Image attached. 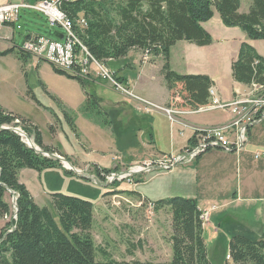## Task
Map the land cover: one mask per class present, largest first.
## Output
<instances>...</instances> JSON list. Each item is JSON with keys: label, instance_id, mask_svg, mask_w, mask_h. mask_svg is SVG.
<instances>
[{"label": "rangeland", "instance_id": "obj_1", "mask_svg": "<svg viewBox=\"0 0 264 264\" xmlns=\"http://www.w3.org/2000/svg\"><path fill=\"white\" fill-rule=\"evenodd\" d=\"M250 5L251 0H241L240 10L247 11ZM215 13L216 16H212L209 22L208 20L205 21L206 25L213 29L216 36L213 41L206 44L207 46L188 43V47L182 45L187 40L179 42L174 47L170 61L173 68L180 70V72L191 70L215 74L219 79L218 86L228 92L236 82L231 74V65L233 58L237 56L241 40L256 44L259 52L264 55V38H252L242 27L226 25L222 21L220 13L217 10ZM19 19L15 28V36L10 42L15 49L6 54L0 53V106L30 118L39 126L47 142L55 143L61 150L77 153L80 160L79 164L75 162L76 157L71 156V165L62 163V165L45 167L40 171L23 167L20 169L21 171L26 169L32 172L22 171L21 177L29 184L31 190L40 200L39 202L50 206L55 214L56 209L50 196L52 191L78 195L93 202L94 223L92 233L98 246V258L103 257L101 248H105L115 258L121 260H170L173 255L172 212L168 205L157 207L155 201L177 195L195 198L196 194L202 191V187L200 182L196 180L198 173L193 162L211 148H208L192 161L178 163L172 169L154 167L150 170H144L147 168L145 167L142 170L137 168L138 170H133L129 175L120 176L124 171L128 173L131 165L144 164L146 161L143 154L147 149L141 142L146 138V135H143V130L149 132L151 122L154 125L153 131H155L153 137L158 145L166 150L170 143L168 131L171 122L180 124L183 131L187 127L185 125L184 127L183 123L193 128L200 126L186 121L184 118L186 114L201 112L196 116L204 117L211 115L210 111L213 109H224L231 113V118L222 123L208 125L212 128H224L227 126L226 124H229V121H232L233 107L217 105L211 109L202 110L199 108L187 112L181 117L179 115L186 110H180L182 112L179 113L177 112L179 109L170 107L173 112L169 119L168 114L161 110L159 104L150 106L139 101L135 96L143 95L136 92L132 87L130 88L133 91L118 87L107 78L95 76L93 67H91V74L87 76L88 81L82 82L79 78L68 75L74 72L68 74L58 72L56 67L47 59H38L29 53L28 59L24 60L21 56V47L27 34H44L53 38L60 27L58 25L52 26L46 14L33 9H22ZM8 47H10L8 42L0 43V50ZM140 54H143L141 49H132L127 55L109 60L105 64L111 70L115 72L118 70L134 79L136 78L135 75L139 73L138 63L141 61L138 57L141 56ZM161 59H158L156 64L149 63L151 68L157 71L159 77H161V73L158 71L162 62ZM134 62H136V66ZM144 75L140 81L143 79L149 81ZM159 80L149 81L151 88L148 87L147 90L156 97L162 96L164 93L162 83H158ZM124 83L128 84L126 81ZM240 83H242L243 88H248L246 83ZM253 87L255 84L251 83L246 92ZM87 93H95L112 101H118L121 98L131 99L134 102L132 107L136 114H139V117L128 121L124 116H121L122 114L118 116L117 109L110 106L107 115L106 113L92 114V112L91 114L96 116L95 119L98 120L97 116L100 119L98 122L94 121L86 113L90 108L85 110L83 106ZM252 93L258 95L262 91H253ZM53 115L56 118L54 122ZM108 116L112 118L110 124L106 121ZM74 122L82 130L79 138L74 131ZM18 126L23 128L20 122ZM140 126H142L141 129H139ZM236 128V125H232L225 130H235ZM30 136L33 138V135ZM147 136L149 137L148 133ZM246 136L247 139L239 151L236 149L228 150L222 146L213 147L217 148V150H213V158L218 161L228 158L224 157L218 148L226 152H239L238 155H229L230 158L228 159L231 160L230 164L236 171L240 155L241 171H237L235 174H241L242 180L241 191L237 189L235 184L234 188L229 189L230 194L227 196V199H231L232 191L236 189L235 193L241 198H237L235 202L226 205L225 212L215 214V211H218L220 207L211 211V220L215 223L213 225L217 226L219 223H223L219 232H217L219 227L212 228V225L207 227L210 209L208 211L207 221L204 222V235L211 264H226L227 260L231 264H235L231 258L226 257L227 253L229 254L231 235L244 233L258 237L260 236L258 229L253 232V230L244 228L248 224L255 228L260 224L264 225V214L261 212V207L264 208V149L259 147V145H264V118L252 124L251 135L247 133ZM99 138L104 139L102 144L99 143ZM250 138L254 143L253 145L247 144ZM112 145H114V150L118 151L117 153L113 152ZM93 146L95 147L93 148ZM62 155L64 156V154ZM67 159L69 160V158ZM157 161L151 162L157 165L155 164ZM96 167L100 172L97 171ZM65 168L72 170V172H67ZM107 168L111 171H107ZM101 170L104 171L103 174ZM42 189H44L43 192ZM40 194L43 198L39 197ZM240 194L242 195L240 196ZM5 198L11 206V211L7 215L0 216V232L4 227L13 228L11 222L16 215L15 192L7 189ZM225 214L229 218L222 221V215ZM232 229L237 231L232 233Z\"/></svg>", "mask_w": 264, "mask_h": 264}, {"label": "trees", "instance_id": "obj_2", "mask_svg": "<svg viewBox=\"0 0 264 264\" xmlns=\"http://www.w3.org/2000/svg\"><path fill=\"white\" fill-rule=\"evenodd\" d=\"M240 6L241 0H74L66 2L62 8L72 20L82 44L104 63L125 56L132 49H141L150 57L162 56V71L171 95L169 107L193 111L211 102L209 88L213 79L207 73H181L172 68V46L182 39L199 45L211 43L213 36L202 23L216 10L226 25L240 26L252 38H264V0H251L247 11L240 10ZM81 16L86 24L77 23ZM14 49L12 46L0 53ZM21 54L24 60L30 56L22 48ZM231 66L234 80L264 87V55L252 43L241 42ZM116 74L125 82L118 70ZM68 75L88 81L79 73ZM89 94L88 114L107 115L96 94ZM19 122L44 150L62 153L57 147L44 143L39 126L30 118L0 106V127L18 126ZM195 141L193 136L192 143ZM56 165L62 162L37 152L14 129L0 128V216L11 211L5 198L8 188L15 191L18 205L17 217L11 222L13 228L4 227L0 232V264H211L202 209L196 198L182 195L155 201L157 207L168 205L172 212L173 255L170 260H121L105 248H101L103 257L98 258V246L92 233L93 202L78 195L52 191L55 214L47 204L38 203L27 184L20 180L19 171L23 167L40 171ZM261 228L258 237L244 233L231 235L229 258L235 264H264L263 224ZM226 264L231 263L227 260Z\"/></svg>", "mask_w": 264, "mask_h": 264}, {"label": "crops", "instance_id": "obj_3", "mask_svg": "<svg viewBox=\"0 0 264 264\" xmlns=\"http://www.w3.org/2000/svg\"><path fill=\"white\" fill-rule=\"evenodd\" d=\"M11 0H0V4L1 3H5ZM241 9V6H240ZM216 16V13L214 12V15ZM207 22V21H206ZM209 22V20H208ZM206 29H208L212 36L213 39L216 37L213 29L211 27H208L206 25L205 22L202 23ZM15 28H16V23H7L4 24L0 30V43L1 42H8L9 46L12 47L14 45L11 46L10 42L11 39L14 38L15 36ZM30 34V33H29ZM27 36V35H26ZM26 39V38H25ZM222 39V38H220ZM184 39L177 41L171 49V57L173 56V52H174V47L179 43V42H183ZM242 41H246V40H241ZM186 43H183L182 45H184L185 47L189 46V44H193L192 42L189 41H185ZM240 42V44H241ZM252 43V42H251ZM257 50L259 51L258 47L256 46V44L252 43ZM202 46H207V45H202ZM240 47V45H239ZM239 47H238V51H239ZM9 48V47H8ZM22 48V47H21ZM6 49V48H5ZM184 51H186L185 48H183ZM131 51V50H130ZM186 54V52H185ZM141 55V54H140ZM143 55V56H142ZM141 56L138 57V59H140V63H138L139 69H138V74L135 75L136 78L131 79L132 76H128L125 74H122L121 72H119L120 75L125 77V81L128 82V84L130 85V87H132L136 92H138L139 94L143 95V97L150 99L152 101H155L156 103L159 104H166L167 106H170V91L165 83V79H164V74L162 71V67L164 64V60L162 56H151L146 54H142ZM187 56V54L185 55V57ZM238 56V53H237ZM236 56V57H237ZM234 57L233 60L236 58ZM161 59V63L159 65L158 71L161 73V77L158 76V73L155 69L151 68V64H156L158 62V59ZM232 60V61H233ZM171 62V61H170ZM132 65V64H131ZM134 65L136 66V62H134ZM172 66V64H171ZM173 68V66H172ZM176 70V69H175ZM178 72H180V70H177ZM181 73H207L211 76V78L213 79V86H215V88L217 89L218 92V96L223 99H230L232 97H235L238 93H244L246 92V90L249 88V84L248 88H243L242 87V83H240L239 81H236L233 85V87L231 88L230 91L225 92L224 88H221L220 86H218L219 83V79L217 78V76L213 73L210 72H206V71H199V72H193L191 70L187 71V72H181ZM143 74H145L144 76L150 81V82H154L153 80H158V83L160 82L161 86L163 87L164 93L162 96L156 97L153 95L152 92H148V87L151 88V85L149 83V81H147L146 79H143L140 81L141 77L143 76ZM231 74H232V69H231ZM233 77V76H232ZM157 83V84H158ZM166 85V86H164ZM246 85V84H245ZM89 93H87L85 95V100H84V104L83 106L85 107L86 110V106L88 104L89 101ZM97 98H99V104L107 111H109L108 107H113V109H117V111L119 112V114H117L118 116H124L128 121L138 118L139 114H136V112L134 111V108L132 107L134 105L133 100L129 99V100H125L123 98H121L118 101H112L110 99H104L103 96L101 95H97ZM60 100L63 102L62 98H60ZM160 112V111H157ZM163 112V111H162ZM160 112V113H162ZM187 112H192V111H184V113H181L179 116H183L184 114H186ZM211 115L209 116H204V117H198L196 116V114L201 113V112H197V113H188L184 116L186 121H189L191 124H196V125H200L203 127H206L208 125H214V124H218V123H222L225 122L227 120H229L231 118V113L227 110L224 109H213L212 111H210ZM86 113L88 114V110L86 111ZM54 120L53 122L56 120L55 116L53 115ZM88 117L91 118L94 121L100 120L99 116H97L98 120L95 119V115L92 114H88ZM73 118V117H71ZM168 118L170 119V117L168 116ZM106 121H108V123L110 124L112 121L111 117H106ZM75 123V122H74ZM184 126V125H183ZM142 126L139 127V129H141ZM151 130L149 132L143 130V135H146V138L143 139V141L141 142L143 146H145L146 152L143 154L145 155V160L144 163H147V160H149V162L151 161H156L159 160L161 157H165L169 154L172 153H177L179 151H181L182 149H184V147L189 146V144L192 142V138L194 136V131L192 132V130H190V127H185L184 130L182 131V126L178 123H173L171 122L170 126H169V136H170V143L168 144V149L163 150L157 143L156 139L153 137L155 134V131H153L154 129V125L151 122ZM251 127L252 125L249 127V131L248 134L250 133L251 135ZM112 130V128H110ZM57 131V130H56ZM74 131H76V134L79 137H81V133L82 130H80V127L78 125L74 126ZM113 131V130H112ZM147 133L149 134V137L147 136ZM43 136V135H42ZM44 143L45 144H50L53 145L55 147H57L59 149V151H61L64 156H66L67 158H69L71 156H75V162L80 164V160L78 158V154L76 153H70L66 150H61L55 143L53 142H47V140L43 137ZM104 140V139H103ZM102 140V138H99V143L102 144V142H104ZM249 144H254L253 141L249 140ZM95 146H93L94 148ZM259 147H261L262 149H264V145H259ZM113 152L117 153L118 151L114 150V145L111 146ZM130 149H132V147H129ZM213 150H217V148H211L208 151H206L205 153H203L202 155H200L193 163L195 164V168H196V172L198 173V175L196 176V180L198 182H200V185L202 187V191L198 192L195 196V198L198 201V206L204 211L206 209H210V219L208 221V226L212 225V228L214 227H219L218 231L219 232L221 230V227L223 225V223H219L217 226L213 225L215 224L213 220H211L212 218V214L211 211L213 209L219 208L218 211H215V214H220L222 212H225L226 210V205H228L229 203H233L236 201L237 198H241L238 196L237 193H235L236 189H234L232 192V198L231 199H227V196L230 194V188H234L235 184L236 187L239 191H241V174L240 175H236L235 173L238 171H241V167H240V155L238 157V169H236V171H234L233 166L230 164V158L229 155L234 154V155H238L239 152H226L223 149L218 148L219 151H221L222 154H224V157H228L227 159H222L220 161L216 160L213 158ZM119 156V155H118ZM71 161V160H70ZM72 162V161H71ZM74 163V162H73ZM89 163V162H87ZM192 163V164H193ZM76 164V163H75ZM86 164V162H85ZM139 164V163H138ZM190 165V164H189ZM23 172L27 171V172H32L30 170H26L23 169ZM22 171H19V177L21 181H24L28 188L30 189L31 193L33 194L35 200L41 204V202H39L40 200H38L37 196L35 195V193L31 190L29 184L26 182V180L21 177V173ZM102 171V170H101ZM104 172V171H103ZM103 174V173H102ZM226 189V190H225ZM44 189H42L43 192ZM225 190V192H224ZM242 194H240L241 196ZM51 196V195H50ZM145 196V195H144ZM40 198H43L42 195L40 194L39 196ZM52 199V198H51ZM213 204V205H211ZM217 204V205H215ZM211 205V206H210ZM261 212H263L264 214V208L261 207ZM223 220L222 221H226L229 217L228 215H222ZM235 222V221H234ZM264 222V221H263ZM262 222V223H263ZM207 223V222H206ZM235 224V223H234ZM243 227V226H242ZM244 229H248V230H253L254 232L258 229V232H260L261 228V224L256 226V228L254 226H251L250 224L246 225ZM232 233L233 231H237L232 229L231 230ZM213 234L215 235V231L213 230ZM230 240V238H229Z\"/></svg>", "mask_w": 264, "mask_h": 264}, {"label": "built area", "instance_id": "obj_4", "mask_svg": "<svg viewBox=\"0 0 264 264\" xmlns=\"http://www.w3.org/2000/svg\"><path fill=\"white\" fill-rule=\"evenodd\" d=\"M68 1L74 0H11L0 4V30L4 24L16 23L20 20L22 9H33L40 11L47 15L48 20L52 26L58 25L60 28L57 30L61 32L62 37L55 36L49 37L44 34H32L23 42L22 49L36 56L38 59H46V55L55 56V61L68 64L72 70H79V76L87 78L91 74V67L95 69V76L107 78L112 81L115 85L122 88L130 89V86L121 81L116 72L111 70L103 61L97 59L89 49H82L79 46V34L77 31L72 29L70 26V19L66 18L64 11L61 9L62 6ZM54 11V12H52ZM56 16V17H55ZM73 19V18H72ZM79 22L77 18V23ZM56 31V32H57ZM56 34V33H55ZM146 56L148 53H145ZM250 91L244 93H238L231 100H221L218 96L215 86L211 85L209 88L210 100L209 104L201 106V109H211L213 107L225 106L228 108L233 107V118L226 124L224 128H212V127H197L194 128L190 125L183 123V125L193 128L194 136L196 141L189 144L186 148L182 149L177 153L169 154L165 157H161L154 165L153 162L144 164L131 165L128 173L124 171L120 177L126 176L133 172V170H142L154 167H161L163 169H172L181 162H190L201 153L205 152L208 148L216 146H222L228 150L236 149L239 151L247 139L246 134L248 133V127L264 118V87L256 83ZM133 91V90H132ZM262 93L256 95L252 92ZM139 101L153 106L156 103L143 96H135ZM161 110L165 111L169 117H171L173 109L167 105H161ZM19 120V119H17ZM229 125V126H228ZM236 125L235 130L226 131L225 129ZM235 134V136H234ZM146 165V166H145ZM133 168V169H132ZM140 170V169H139ZM113 172V171H112ZM152 204V202L150 201ZM209 209L204 210L205 221L208 218Z\"/></svg>", "mask_w": 264, "mask_h": 264}, {"label": "water", "instance_id": "obj_5", "mask_svg": "<svg viewBox=\"0 0 264 264\" xmlns=\"http://www.w3.org/2000/svg\"><path fill=\"white\" fill-rule=\"evenodd\" d=\"M56 35L59 36V37H62L63 34L61 32H58L57 31L56 32ZM2 127H9V128L14 129L16 132H18L21 135L22 140L27 145H29L30 147H33L37 152L42 153V154L47 155V156H51L53 158H56L60 162L64 163L65 165H66V162H68V164H70V165L72 164L71 161L68 160L62 154L57 153V152H52V151H46V150H44L42 147H40L38 144H36V142L34 141V139L30 136V134L28 132H26L25 130H23L19 126H17V125H2L0 128H2ZM25 134H27V136H28L29 139H32L33 143H30L29 141L25 140V137H24ZM8 189L11 190V191H13V192H15L12 188H8ZM14 206H15V214H16L15 215V218H16L17 217V212H18L17 195H16V193H15V198H14Z\"/></svg>", "mask_w": 264, "mask_h": 264}, {"label": "bare ground", "instance_id": "obj_6", "mask_svg": "<svg viewBox=\"0 0 264 264\" xmlns=\"http://www.w3.org/2000/svg\"><path fill=\"white\" fill-rule=\"evenodd\" d=\"M61 9L64 11V13L66 15V18H68L65 10L62 7H61ZM52 12H54V11H52ZM78 20H79V22H78L79 24H86V20H85V18L83 16H81ZM70 26H72V29L74 30L72 20H70ZM79 44H81V48L82 49H87V47L84 44H82L80 39H79ZM46 59L48 61H50L56 68H59V69H62V70H66V71H69V72H74L73 74H78L79 73L78 71L72 70V68H70V66H68V64H62V63H59V62L55 61V56H53V55H46ZM177 112L181 113L182 111L178 110ZM26 135L27 134L24 135L25 140L29 141L30 143H33L32 139H29L28 136H26ZM66 164H68V163L66 162ZM201 217L205 221L204 211H202ZM229 257H230L229 254H227V258H229Z\"/></svg>", "mask_w": 264, "mask_h": 264}, {"label": "clouds", "instance_id": "obj_7", "mask_svg": "<svg viewBox=\"0 0 264 264\" xmlns=\"http://www.w3.org/2000/svg\"><path fill=\"white\" fill-rule=\"evenodd\" d=\"M27 132V131H26Z\"/></svg>", "mask_w": 264, "mask_h": 264}]
</instances>
